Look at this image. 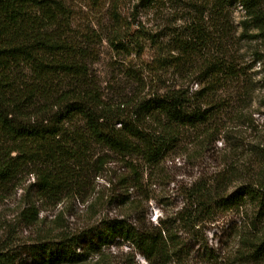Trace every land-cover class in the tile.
<instances>
[{"label": "trees", "instance_id": "16d2710c", "mask_svg": "<svg viewBox=\"0 0 264 264\" xmlns=\"http://www.w3.org/2000/svg\"><path fill=\"white\" fill-rule=\"evenodd\" d=\"M214 1L219 7L224 0ZM236 1L249 18L244 23L253 22L264 38V0ZM71 29L70 11L61 0H0V199L25 175L34 177L38 201L54 206L83 195L90 178L103 171L109 153L125 161L130 174L122 179L125 184L141 188L147 171L156 173L188 131L211 135L208 128L223 107L212 94L239 77L223 57L205 58V87L192 93L158 90L136 101L131 111L114 108L90 74V51ZM197 37L209 40L202 30ZM188 49L179 51L178 66L197 55L196 48ZM156 62L160 67L167 64L164 58ZM208 140L202 138L200 147ZM237 150L240 146L232 147L230 163L212 179H196L186 188L185 202L173 220L148 225L106 219L81 237L37 242L30 246V255L36 264H88L91 255L103 259L104 247L122 241L146 264H172L182 262L188 252L180 228L191 232L219 214L251 211L249 229L238 234L235 255L242 264H262L264 149L252 146L244 156ZM130 208L136 210V202ZM23 214L36 222L35 203ZM13 263L8 250L0 249V264Z\"/></svg>", "mask_w": 264, "mask_h": 264}, {"label": "rangeland", "instance_id": "374dc122", "mask_svg": "<svg viewBox=\"0 0 264 264\" xmlns=\"http://www.w3.org/2000/svg\"><path fill=\"white\" fill-rule=\"evenodd\" d=\"M61 1L70 11L71 31L90 51V74L114 108L131 111L136 101L158 90L182 88L192 93L205 87L201 65L205 58L223 57L237 68L239 77L212 94L223 107L217 123L208 128L211 135L188 131L156 173L147 171L141 188L125 184L122 179L130 176L126 163L111 153L83 195L58 205L38 201L36 181L25 175L11 194L0 199V249L8 250L13 264H36L29 253L33 244L62 235L81 237L106 219L148 225L173 220L185 202L186 188L196 179H212L230 163L233 146H240L236 151L240 156L252 146L264 149V38L253 22L244 23L249 18L238 1L224 0L219 7L214 0ZM200 30L208 34V42H200ZM186 46L196 48L197 55L178 66L179 51ZM158 58L167 60L165 67L158 66ZM202 138L209 139L204 148ZM132 201L138 206L133 211ZM32 203L38 211L34 223L23 214ZM250 212L219 214L191 232L180 228L188 252L182 262L172 264H242L235 255L238 234L249 229ZM260 228L264 230V220ZM102 256L91 255L87 263L146 264L122 241L104 247Z\"/></svg>", "mask_w": 264, "mask_h": 264}]
</instances>
